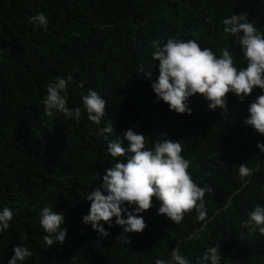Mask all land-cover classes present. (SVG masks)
I'll return each mask as SVG.
<instances>
[{
    "label": "trees",
    "instance_id": "obj_1",
    "mask_svg": "<svg viewBox=\"0 0 264 264\" xmlns=\"http://www.w3.org/2000/svg\"><path fill=\"white\" fill-rule=\"evenodd\" d=\"M40 11L49 19L47 32L28 22ZM241 12L264 31V0H0V208L18 212L0 235V264L15 246L33 252L26 264H155L170 260L174 250L196 264L217 244L221 264H264V235L243 226L248 212L264 205V154L256 146L264 136L244 123L250 103L264 92L256 89L243 103L229 94L227 117L197 95L192 115H181L157 102L139 72L143 65L157 74L152 41L168 37L198 39L217 54L228 47L245 67L238 39H225L222 24ZM68 75L67 106L81 108L79 123L44 113L47 85ZM88 89L107 100L99 127L111 121L121 136L133 128L149 146L167 138L182 143L194 181L213 189L205 195L206 231L199 232L194 210L179 225L159 215L155 199L142 214L143 233L125 234L113 219L111 228L104 225L105 238L83 223L91 203L86 197L113 163L107 141L83 110ZM245 163L253 173L242 181L238 167ZM45 205L65 214L67 229L65 243L49 249L39 224ZM125 235L128 243L118 239Z\"/></svg>",
    "mask_w": 264,
    "mask_h": 264
},
{
    "label": "clouds",
    "instance_id": "obj_2",
    "mask_svg": "<svg viewBox=\"0 0 264 264\" xmlns=\"http://www.w3.org/2000/svg\"><path fill=\"white\" fill-rule=\"evenodd\" d=\"M28 22L44 32L49 30V19L43 11L28 17ZM222 24L225 39H238L241 61L246 66H237V58L228 47L219 49L217 54L209 47L202 48L198 39L168 37L163 42L154 40L152 58L157 62V74L153 76L143 65L139 72L151 82L157 102L163 101L176 114L192 115L190 100L199 95L207 102L209 110L220 109L227 117L229 94L243 103L256 89L264 92V31L250 22L247 12L231 14L222 19ZM72 81L73 77L68 75L57 77L47 85L43 99L46 115L63 114L66 119L80 122L81 108L67 106L68 87ZM80 87L83 88V84ZM81 101L87 120L99 127L107 115V100L96 90L88 89L82 94ZM244 123L264 136V94L252 100ZM109 134L113 138L110 139ZM99 135L107 141V153L113 163L106 169L103 183L86 197L91 203L89 213L82 217L85 225H90L105 238L109 232L104 225L111 228L113 219L125 234L143 233L147 225L142 214L152 207L155 199L160 203L159 215L179 225L185 215L194 210L196 220L202 222L199 232L207 230L211 218L207 215L205 195L212 193L213 189L211 186L201 187L194 181L188 171L190 162L182 155L181 142L167 138L156 140L149 146L148 137L133 128L127 129L122 136L118 135L111 121L99 127ZM256 146L264 154V143ZM238 172L244 181L252 176L253 169L245 163L239 165ZM16 215L18 212L11 207L0 208V235L10 229ZM39 224L45 233L43 240L48 249L56 243H65L67 229L63 228V212L45 205L39 211ZM243 226L250 233L264 235V205L256 204L248 212ZM118 239L129 242L127 235ZM220 247L219 244L207 247L203 256L197 257L196 264H221ZM12 252L7 264H26L33 256L28 246H15ZM155 264H192V261L179 250H174L170 260L157 259Z\"/></svg>",
    "mask_w": 264,
    "mask_h": 264
}]
</instances>
